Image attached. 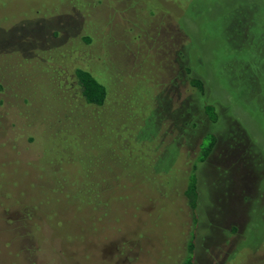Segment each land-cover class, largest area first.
<instances>
[{"label":"rangeland","instance_id":"1","mask_svg":"<svg viewBox=\"0 0 264 264\" xmlns=\"http://www.w3.org/2000/svg\"><path fill=\"white\" fill-rule=\"evenodd\" d=\"M194 228L264 264V0H0V264H180Z\"/></svg>","mask_w":264,"mask_h":264},{"label":"trees","instance_id":"2","mask_svg":"<svg viewBox=\"0 0 264 264\" xmlns=\"http://www.w3.org/2000/svg\"><path fill=\"white\" fill-rule=\"evenodd\" d=\"M77 79L82 88V95L85 101L90 105L103 106L108 97V91L106 87L100 83L90 72L78 69L76 71ZM192 87L196 88L202 96L200 99L202 101V106L204 107V113L208 119L215 123L219 120L218 111L216 106L207 104V98L204 96L206 93V85L204 81L198 78L191 79ZM189 126V122L186 123ZM192 126L196 127L197 124L192 122ZM207 144L202 142L200 146V152L195 157L194 162L189 167L188 172V184L185 190V197L187 198L190 211L192 212V220L194 226H196L198 221L197 209L200 203V190H199V163H204L217 144V137L214 134H207L205 139ZM195 228L190 234V238L186 244V256L180 264H195V252H196V233Z\"/></svg>","mask_w":264,"mask_h":264}]
</instances>
